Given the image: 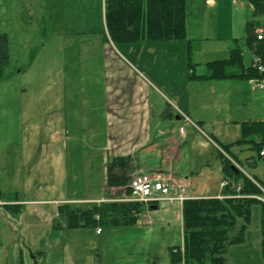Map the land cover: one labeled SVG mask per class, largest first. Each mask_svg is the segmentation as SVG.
<instances>
[{
  "label": "rangeland",
  "instance_id": "1",
  "mask_svg": "<svg viewBox=\"0 0 264 264\" xmlns=\"http://www.w3.org/2000/svg\"><path fill=\"white\" fill-rule=\"evenodd\" d=\"M104 2L105 0H0V32L8 35L10 46L9 64L0 78V193L4 199H22L23 202L19 204L21 207L26 202L25 199L83 195L85 186L87 188L94 185L91 178L84 184L78 154L75 153L74 159L73 152L63 149L64 144H68L70 149L79 143L95 148L102 144V135L108 142L111 132L117 134L128 131L126 106L128 97L132 96L131 83L135 79L133 65L139 66L142 73L159 86L161 79L172 81L171 75L181 71L182 64L178 60L177 51L167 54L161 52L165 42H129L136 46V56H132L127 50V43L115 44L105 31ZM257 19L264 25V14L257 15ZM138 44L148 46L139 47ZM238 45L242 49L244 66L254 65L255 57L253 58L252 50L243 38ZM190 50L191 47H188L189 52ZM148 63L153 66V71L146 67ZM204 69L203 66L198 72ZM241 70V64L228 68V71L234 73ZM150 93L154 98L158 95L153 88ZM69 99L70 110H66L65 101L67 103ZM84 101L87 104L80 112ZM94 101L102 110L110 107L120 109L123 111L120 114L123 118L114 121L110 115L102 114L99 120L94 117L93 110L90 115L83 114V109L89 110ZM58 132L62 137L55 135ZM61 138L63 140L59 141ZM126 138L128 139L122 137L120 140L125 142ZM245 145L250 152L251 144ZM237 154L241 157L245 155L240 152ZM241 160L248 172L257 173L264 180V173L252 171L246 161L243 158ZM259 161V171H264V159ZM86 168L87 174L95 178L94 171L88 166ZM156 174L162 175L160 172ZM220 175L217 172L207 184L210 191H216L220 187ZM202 186L207 187L200 185L204 188ZM2 203L6 201L0 202V207ZM24 208L19 218L10 212L6 215L13 230L3 226L1 230L4 228L9 236L16 233V239L19 240L8 249L10 259L19 257L20 252H23L26 264H34L32 256L36 255L38 258L37 252L42 242L49 239L64 241L68 236L64 231L53 227L55 222L63 224L59 206L57 213L56 206L49 203H30ZM160 208L171 211V206L166 202H161ZM144 211L146 216L143 215L144 212L141 214L140 223H154V211ZM261 215V206L255 205L244 243L230 246L226 261L222 264H264L260 243ZM180 226L181 223H178L164 232L165 240H170V244L181 242ZM111 229H103L99 239L106 244L103 250L108 247L110 253H114L115 261L124 264L130 259L140 260L143 255L146 258V251L143 252L141 248H132L133 254L130 253L127 242L136 233H126L124 230L113 233ZM156 241L163 243V239ZM82 250L76 248L73 257L83 260ZM181 250L183 253V246ZM59 251H50L53 261L61 257ZM154 259L159 264H165L164 260L166 264H170L168 253L164 256L162 250L160 254L157 251L155 256L152 255L151 261Z\"/></svg>",
  "mask_w": 264,
  "mask_h": 264
},
{
  "label": "crops",
  "instance_id": "2",
  "mask_svg": "<svg viewBox=\"0 0 264 264\" xmlns=\"http://www.w3.org/2000/svg\"><path fill=\"white\" fill-rule=\"evenodd\" d=\"M252 19H257L252 0H187L185 39L160 41L165 42L161 50L164 54L171 51L178 52V60L182 64L181 71L171 75L172 81L161 79L159 86L147 78L139 66L133 65L135 79L131 83L132 96L128 97L126 106L128 119L126 129L128 131L117 132V134L111 132L108 142L102 135V144L96 145L95 148L89 147L85 143H79L70 149L68 144H64L63 149L73 152L74 159H76L75 153L78 154L80 169H83L84 184L87 183L88 178H91L94 185L87 186V188L85 186L83 195H63L51 199H25L26 202L23 203L21 211L12 215L19 218L25 209L24 206L26 207L30 203L54 204L57 213L61 203L87 207L100 201L123 200L126 195L130 194H127L126 187H108L107 185L108 162L121 156H126L130 160L131 170L129 173L131 177L138 173L156 174L160 172L164 179L175 184L173 189L175 195L181 192L190 198H222L231 194L235 184L231 183L225 187L221 184L225 179L222 171V154L229 158L233 157V162L239 165L251 179L257 177L264 182L257 173L248 172L241 163V158H243L252 171L264 173L263 170L259 171L261 169L259 160L264 159V155H259L258 151L253 148L254 143L250 142V152L245 148L246 143L232 146L231 156L219 146V144H230L239 140L236 137H242V123L264 121V80L257 77L238 76L247 68L244 64L240 72L228 71V68L233 66L230 65L226 67L228 77L212 78L210 77L211 69L207 65L210 61L228 58L234 48H240L238 42L241 38L245 40L247 23ZM261 23V20H258V30L264 31V25ZM139 42L150 44L147 40ZM189 45L192 50L190 52L188 51ZM138 46L148 45L138 44ZM126 48L132 56L138 55L133 43H127ZM144 50L145 48L143 53ZM129 63L131 62L129 61ZM143 63L146 65L145 61ZM149 65L148 63L146 67L153 71V66ZM203 66L205 67L204 71L198 72ZM152 88L158 94L155 95V98L150 93ZM86 104L85 101L82 103L80 112ZM91 105L93 107H89V110L83 109V114L90 115L93 110L94 117L99 120H101L102 114L110 115L114 121L123 118L120 115L123 114V111L120 109L116 110L110 107V109L102 110V107H97L95 101ZM69 107L70 99L67 103L65 101L66 110H70ZM159 125L162 127L159 128ZM55 135L62 137L60 132ZM112 137L116 138L112 139ZM119 137L121 139L128 137V139L126 138L125 142H122ZM250 139L261 140L258 134L252 135ZM237 152L245 155L241 157ZM87 166L91 171H94L93 174L97 181L93 176L87 174L85 170ZM217 172L221 174L220 187L216 191H210L207 184L211 182ZM177 184L182 186H177ZM200 185L207 187L202 186L204 188H201ZM237 185H241V182H238ZM195 186L198 187L195 188ZM262 190L264 191V188ZM262 197H264V192ZM1 199L0 202L6 201L2 204L23 202L17 197ZM161 202L168 203L171 206V211L162 210ZM182 207L183 203L179 201H159L146 207L149 211H156L155 213L152 211L153 217H155L154 223L142 222L141 224L139 221L134 226L121 229L112 228L113 233H117L118 230L136 233V236L127 242L130 253L133 254L132 248H141L143 252L146 251V258L143 255L140 260L130 259L124 264H159V262H154L156 258L151 261V257L155 256L157 251L160 254L161 250L162 253L164 251V256H167L168 253L169 262L173 264L169 250L183 243ZM8 213L0 207V264H26L23 252H20L19 257L16 258L10 259L8 256V249L19 242L16 239V233L9 236L4 229L13 230L11 223L6 218ZM145 214L144 211L143 215ZM149 216L151 217V215ZM62 223V225L56 226L55 222L53 227L64 231L68 236L67 239L64 241L49 239L42 242L40 250L37 252L38 258L36 255L32 256L34 264H85V262L86 264H123L115 261L114 253H110L108 247L103 250L106 244L99 239V236L103 234L104 230L98 233L97 228H68L65 222ZM178 223H181V242L170 244V240V242L165 240L164 232ZM1 226L4 227V230H1ZM161 239H163V243L156 241ZM76 248H81V250L83 248L85 262L81 258L73 257V251ZM52 249L60 250L61 257L56 261L51 259L50 251ZM164 263L166 264L165 260Z\"/></svg>",
  "mask_w": 264,
  "mask_h": 264
},
{
  "label": "trees",
  "instance_id": "3",
  "mask_svg": "<svg viewBox=\"0 0 264 264\" xmlns=\"http://www.w3.org/2000/svg\"><path fill=\"white\" fill-rule=\"evenodd\" d=\"M256 14H264V0H252ZM105 31L115 43H129L141 40L160 42L181 40L186 37L187 0H105L104 2ZM258 20L252 19L247 23L246 44L254 55L260 56L264 64V38H258L256 33ZM107 38V37H106ZM189 45V49H190ZM10 60L8 35L0 32V78ZM241 64L242 52L234 48L228 58L210 61L212 78L228 77L226 67ZM245 78H264L252 65L238 75ZM242 138L234 143L219 144L230 155L232 146L254 143L253 148L261 155L264 148V121L242 123ZM258 134L260 141L250 139ZM223 174L225 178L241 182V195L231 190L232 196L188 198L183 202V244L170 249L173 264L184 261L185 264H222L226 261V253L230 246L245 241L246 230L251 224L252 209L261 206V248L264 257V202L257 196H262L264 182L257 177L251 179L243 171L233 167V160L222 154ZM231 156V155H230ZM233 158V157H232ZM235 160V159H234ZM130 160L126 156L115 157L108 162V187H126L130 193L131 179ZM2 195L0 193V200ZM2 208L11 214L21 211L19 204H3ZM145 206L133 201H102L87 207L72 203L59 205L61 222L68 228H125L138 223ZM226 214L225 217L223 215ZM60 223V222H59ZM58 226V223H56ZM183 246V253L181 250Z\"/></svg>",
  "mask_w": 264,
  "mask_h": 264
},
{
  "label": "built area",
  "instance_id": "4",
  "mask_svg": "<svg viewBox=\"0 0 264 264\" xmlns=\"http://www.w3.org/2000/svg\"><path fill=\"white\" fill-rule=\"evenodd\" d=\"M258 38H264L263 30H258ZM254 65L260 72H264V64L260 56H255ZM262 154H264V151H262ZM222 185H228V181H222ZM174 186L175 184L164 179L162 175L139 173L134 175L129 182L130 194L124 200L141 202L147 205L159 200L183 201L186 197L182 193L181 195L173 194ZM239 189L240 187H238ZM97 230L100 232L101 228Z\"/></svg>",
  "mask_w": 264,
  "mask_h": 264
},
{
  "label": "water",
  "instance_id": "5",
  "mask_svg": "<svg viewBox=\"0 0 264 264\" xmlns=\"http://www.w3.org/2000/svg\"><path fill=\"white\" fill-rule=\"evenodd\" d=\"M233 167H234L235 169H239L238 166H237L236 164H233ZM225 216H226V214L223 215V217H225Z\"/></svg>",
  "mask_w": 264,
  "mask_h": 264
}]
</instances>
